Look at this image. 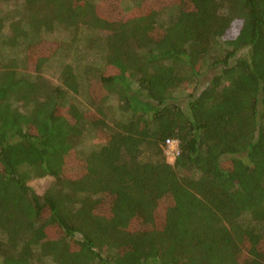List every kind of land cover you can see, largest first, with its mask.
<instances>
[{
	"label": "trees",
	"instance_id": "16d2710c",
	"mask_svg": "<svg viewBox=\"0 0 264 264\" xmlns=\"http://www.w3.org/2000/svg\"><path fill=\"white\" fill-rule=\"evenodd\" d=\"M0 1V264H264V0Z\"/></svg>",
	"mask_w": 264,
	"mask_h": 264
},
{
	"label": "rangeland",
	"instance_id": "374dc122",
	"mask_svg": "<svg viewBox=\"0 0 264 264\" xmlns=\"http://www.w3.org/2000/svg\"><path fill=\"white\" fill-rule=\"evenodd\" d=\"M121 1L122 0L108 1L110 5L106 1H105L106 3L104 4V0H95V1L94 0H90L89 3H90L91 6H96L97 9L99 10V12H102V11L103 12H107L108 6H109V10L108 11L113 13L114 16H116V15L119 16L118 13H117V10L123 11L122 8L121 9L119 8V5H120ZM82 3H87V0L86 1L82 0ZM9 6H10L9 9H11L12 8L11 5H9ZM0 9L1 10H5L6 9V2L5 1H0ZM126 16L130 17L131 14L130 13L126 14ZM120 17H123V15H121ZM57 39H56V42L51 41L52 39H50V40L47 39L46 41H43L42 44H39L37 46L36 50L34 48L33 54L36 55L35 61H37V63H35L36 66L34 67V63L32 62L31 68L33 70L37 66H39L41 63H43V60L45 58H48V56L53 52V50H55L57 47L60 46V43H58ZM61 52H62V55H61V57H62L64 55V50H62ZM52 61H51L52 63L49 62L46 65V67L43 70V74L49 80H52V79H55V78H57V80H58V75L60 74V70H58V66H60L61 63L65 64L69 60L66 59V60H63L61 62L59 58H56V59H54ZM27 66H28L29 69H31L30 68V64H28ZM213 74L214 73L211 72V75H213ZM58 84H59V82H58ZM114 100L115 99L110 97V106H112V105L115 106L114 105ZM71 102L73 103L72 106H77L78 108H80L82 110H88L89 111V109L91 107V103H89V102H87L85 100H82V102H80L76 98H74V99L71 100ZM65 111L67 112V115H68V109H65ZM88 115H90V114L88 113ZM108 123L110 125H112L114 122L108 121ZM87 131H88V129H87ZM92 143L93 142L91 140H85V142L81 143L80 147L87 149L88 147L92 146ZM85 149H80L79 148L80 151L81 150H85ZM79 169H80V167H79ZM49 181H50V179H48V178H44V179H41V180H36V181L32 182V186L34 187V189L37 192L43 193L45 188H46V186L49 184ZM51 223H52V220L50 219V214H49L48 211H46L44 216L42 217L41 223H40L41 226H42V229H44L45 232H43L42 235L40 234V237L45 238V239L60 238L59 235L62 234V232L60 231L61 232L60 233L57 229H54V227H53V225ZM138 223H139V221H138ZM138 223H137V225H138ZM151 223H153V222H151Z\"/></svg>",
	"mask_w": 264,
	"mask_h": 264
},
{
	"label": "built area",
	"instance_id": "2783aa9c",
	"mask_svg": "<svg viewBox=\"0 0 264 264\" xmlns=\"http://www.w3.org/2000/svg\"><path fill=\"white\" fill-rule=\"evenodd\" d=\"M180 142L176 139H167L165 154L170 161L175 160L180 155Z\"/></svg>",
	"mask_w": 264,
	"mask_h": 264
}]
</instances>
